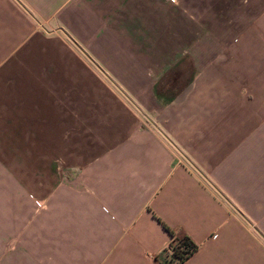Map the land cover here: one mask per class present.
<instances>
[{"label":"crops","instance_id":"obj_1","mask_svg":"<svg viewBox=\"0 0 264 264\" xmlns=\"http://www.w3.org/2000/svg\"><path fill=\"white\" fill-rule=\"evenodd\" d=\"M156 216L264 264V0H0V264H163Z\"/></svg>","mask_w":264,"mask_h":264},{"label":"trees","instance_id":"obj_2","mask_svg":"<svg viewBox=\"0 0 264 264\" xmlns=\"http://www.w3.org/2000/svg\"><path fill=\"white\" fill-rule=\"evenodd\" d=\"M160 95L158 91L155 94ZM167 100V98L165 99ZM163 228L169 234V241L167 244L171 246V253L167 255L163 249L158 254L159 260L163 264H180L185 258L192 254L197 249V243L186 233H176L172 227L166 224L163 220L157 217Z\"/></svg>","mask_w":264,"mask_h":264},{"label":"built area","instance_id":"obj_3","mask_svg":"<svg viewBox=\"0 0 264 264\" xmlns=\"http://www.w3.org/2000/svg\"><path fill=\"white\" fill-rule=\"evenodd\" d=\"M29 196L32 198V200H33V202H34V204H35L36 207H39V206L42 205L40 199H37V198L33 197L31 194H29ZM171 250H172V249H171V246H170L169 244H166V245H165V250H164V252H165L167 255H170Z\"/></svg>","mask_w":264,"mask_h":264},{"label":"rangeland","instance_id":"obj_4","mask_svg":"<svg viewBox=\"0 0 264 264\" xmlns=\"http://www.w3.org/2000/svg\"><path fill=\"white\" fill-rule=\"evenodd\" d=\"M212 6H210V8H211ZM196 10H199V11H201V9L203 8L202 6H200V5H198V6H195L194 7ZM207 9V8H206ZM196 13H198V12H195V14Z\"/></svg>","mask_w":264,"mask_h":264}]
</instances>
